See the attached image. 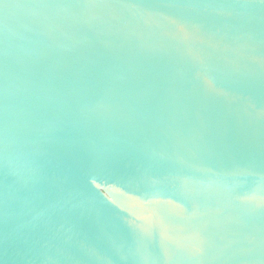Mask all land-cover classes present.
I'll return each mask as SVG.
<instances>
[{"label": "water", "instance_id": "water-1", "mask_svg": "<svg viewBox=\"0 0 264 264\" xmlns=\"http://www.w3.org/2000/svg\"><path fill=\"white\" fill-rule=\"evenodd\" d=\"M0 264H264V0H0Z\"/></svg>", "mask_w": 264, "mask_h": 264}]
</instances>
